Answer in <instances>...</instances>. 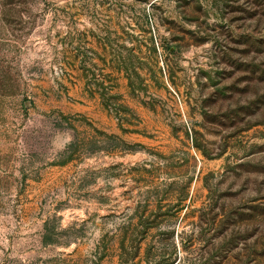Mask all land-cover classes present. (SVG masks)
<instances>
[{"label":"rangeland","instance_id":"rangeland-1","mask_svg":"<svg viewBox=\"0 0 264 264\" xmlns=\"http://www.w3.org/2000/svg\"><path fill=\"white\" fill-rule=\"evenodd\" d=\"M0 264H264V0H0Z\"/></svg>","mask_w":264,"mask_h":264}]
</instances>
